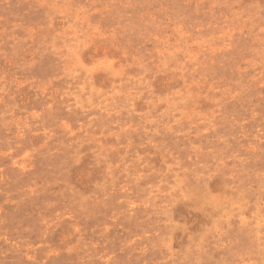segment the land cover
I'll return each instance as SVG.
<instances>
[{
	"label": "rangeland",
	"instance_id": "1",
	"mask_svg": "<svg viewBox=\"0 0 264 264\" xmlns=\"http://www.w3.org/2000/svg\"><path fill=\"white\" fill-rule=\"evenodd\" d=\"M0 264H264V0H0Z\"/></svg>",
	"mask_w": 264,
	"mask_h": 264
}]
</instances>
